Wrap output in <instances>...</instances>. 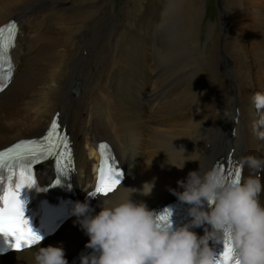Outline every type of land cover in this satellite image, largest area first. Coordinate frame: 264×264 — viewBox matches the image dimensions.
<instances>
[{
	"label": "bare ground",
	"instance_id": "6f19581e",
	"mask_svg": "<svg viewBox=\"0 0 264 264\" xmlns=\"http://www.w3.org/2000/svg\"><path fill=\"white\" fill-rule=\"evenodd\" d=\"M112 3L0 0V26L11 19L20 25L13 57L23 70L0 94L19 83L0 107L11 112L0 148L41 135L60 113L76 153V192L92 188L104 141L126 177L108 196L153 183L150 195H132L150 210L175 199L172 190L182 192L177 182L191 171L203 173L220 158L264 157V140L253 132L262 113L252 102L264 92V0H225L221 24L206 29L203 0H116L109 9ZM183 159L182 169L169 164ZM41 171L50 172L47 165ZM102 199L91 205L92 215ZM88 239L75 216L52 238L0 257V264H33L36 248L49 245L62 246L69 260Z\"/></svg>",
	"mask_w": 264,
	"mask_h": 264
},
{
	"label": "clouds",
	"instance_id": "9594fccd",
	"mask_svg": "<svg viewBox=\"0 0 264 264\" xmlns=\"http://www.w3.org/2000/svg\"><path fill=\"white\" fill-rule=\"evenodd\" d=\"M252 102L262 113L253 132L264 140V92H256ZM175 150L184 153L183 148ZM186 160L168 163L182 169ZM234 166L240 170L238 179L214 165L203 173L200 168L191 171L186 180L177 182L183 191L172 190L173 195L190 206L191 220L182 226L171 217L158 219L160 214L146 203L132 200L136 192L150 195L153 183L146 182L139 190L127 188L129 195L116 199L105 196L95 215L87 198L75 202L73 215L89 237L85 247L92 250L80 256V264H217L213 245L226 238L238 264H264V204L260 201L264 157L247 155ZM245 168L249 175L242 177ZM193 228H203L204 234L198 235ZM33 264H68V260L62 246L49 245L36 248Z\"/></svg>",
	"mask_w": 264,
	"mask_h": 264
},
{
	"label": "snow or ice",
	"instance_id": "6c2138e0",
	"mask_svg": "<svg viewBox=\"0 0 264 264\" xmlns=\"http://www.w3.org/2000/svg\"><path fill=\"white\" fill-rule=\"evenodd\" d=\"M17 32L15 22L0 27V91L12 78L13 65L10 53L15 47ZM107 149L106 144L99 145L102 159L98 181L95 190L91 193L92 196H107L121 183L123 174L110 164ZM49 158L55 160L60 176L56 179V184L59 185L61 178L71 170L72 152L68 136L61 131L58 119H53L43 138L23 140L0 152V235L12 249L31 248L38 245L43 238L32 229L29 220L25 217L26 201L20 199V193L24 188L31 189L36 186L33 165ZM219 167L222 171H226L223 163ZM5 172H7L6 177ZM227 175L233 176L232 171L228 170ZM239 176L240 170L236 169L235 178L238 179ZM171 215L170 211H166L160 214L158 219L166 221ZM8 237L12 239L9 241ZM217 264H238L227 238L223 242V251L217 257Z\"/></svg>",
	"mask_w": 264,
	"mask_h": 264
},
{
	"label": "rangeland",
	"instance_id": "374dc122",
	"mask_svg": "<svg viewBox=\"0 0 264 264\" xmlns=\"http://www.w3.org/2000/svg\"><path fill=\"white\" fill-rule=\"evenodd\" d=\"M115 3H112L110 5V8L109 9H113L114 8V5H117L116 4V0H114ZM219 2V3H218ZM224 2L225 0H203V21H202V25L203 27L206 29V25H208L209 23H215L217 20L220 22L221 24V19H222V14H223V11L225 10V6H224ZM215 11H217L218 13V16H216V13ZM225 16V15H224ZM201 41H202V44L204 45L205 44V37L204 35L201 36ZM197 48H194L193 50H196ZM34 53H30L28 54L26 57H25V63H29L31 62L32 60V57H33ZM29 56V57H28ZM28 61V62H27ZM20 68V67H19ZM23 72V70H19L18 72V67H17V64H16V77L15 79L17 78V75L18 73L21 74ZM19 76V75H18ZM14 79V80H15ZM17 91H19V83H18V86L16 85L10 92L9 94L7 95H4V97L0 100V107L4 104L5 101H7L8 99L10 98H13ZM11 96V97H10ZM4 110H6V108L4 109H1L0 111V135L3 136L5 133H6V128H4V123H5V119L6 117L11 113V112H4ZM70 127V126H69ZM96 148V147H95ZM120 160V159H119ZM124 165V164H123ZM126 164L123 166L125 167ZM93 171L90 172V177L89 179L91 180V174H92ZM89 173V172H88ZM91 182V181H90ZM89 182V183H90ZM89 183H84V182H81L82 184V187H84L86 185V188L88 187ZM85 188V189H86ZM83 189V188H82Z\"/></svg>",
	"mask_w": 264,
	"mask_h": 264
}]
</instances>
